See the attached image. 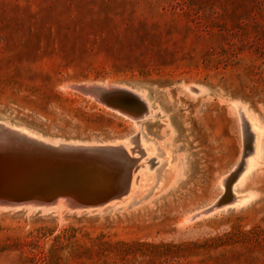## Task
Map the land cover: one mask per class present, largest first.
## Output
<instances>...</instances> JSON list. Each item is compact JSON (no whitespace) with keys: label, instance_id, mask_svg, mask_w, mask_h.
Returning a JSON list of instances; mask_svg holds the SVG:
<instances>
[{"label":"rangeland","instance_id":"obj_1","mask_svg":"<svg viewBox=\"0 0 264 264\" xmlns=\"http://www.w3.org/2000/svg\"><path fill=\"white\" fill-rule=\"evenodd\" d=\"M82 84L144 93L151 118ZM233 102L264 124V0H0L1 122L50 145L130 138L119 154L141 163L142 134L157 156L128 206L0 212V264H264V165L239 189L249 206L197 217L231 199L251 148Z\"/></svg>","mask_w":264,"mask_h":264},{"label":"water","instance_id":"obj_2","mask_svg":"<svg viewBox=\"0 0 264 264\" xmlns=\"http://www.w3.org/2000/svg\"><path fill=\"white\" fill-rule=\"evenodd\" d=\"M76 90L138 117L147 109L137 95L121 88L81 86ZM119 150L114 142L52 146L0 125V204L25 207L35 200L39 207H46L64 199L73 210H97L121 201L128 196L129 184L123 179V187L116 186L112 170L122 163L121 168L129 172L138 159L122 157Z\"/></svg>","mask_w":264,"mask_h":264},{"label":"bare ground","instance_id":"obj_3","mask_svg":"<svg viewBox=\"0 0 264 264\" xmlns=\"http://www.w3.org/2000/svg\"><path fill=\"white\" fill-rule=\"evenodd\" d=\"M74 86H76V85H73V87ZM82 86L92 87V86H97V85H93V84L84 85V84H82ZM69 87H70V85H69ZM97 87H103L105 89L114 88V87H110L109 84L97 86ZM120 87H122V86H120ZM126 87H123V88L127 89ZM76 88H78V87H75V89ZM194 90L191 88H186V91L194 97L199 96L202 89L200 90V88L198 87V89L196 88ZM134 91H136V90H134ZM80 93H82V92H80ZM134 94L137 95V97L143 103H145L147 106L146 112L143 114V116L138 117V116L134 115L135 120H141V119L143 120L144 118L146 119V117H150L152 114L150 112L151 106H149L150 103L148 104L149 101L148 102L146 101L144 93L136 91V92H134ZM94 100H95V98H94ZM246 107L247 106H244V105H242L240 103H236V102L235 103L233 102L230 106V109L237 113L236 115L239 116L242 124L246 125L250 129V131L253 133V135H252L253 138L251 141V148H250L249 152L245 153V155L243 156V158L241 160V167L239 169V172L237 174V177H236L233 185L231 186V189H230L231 199L228 200V198H227V202L221 203L219 205H217V203H218L217 201L212 202L209 205V208H206L203 211L201 210V212L198 213L197 217L199 219L205 218V217H210L214 213L225 212L229 209H243V208L249 206L254 201V199L256 197L253 192H242L239 190L240 188L245 186L246 183L251 179V177L264 165V124L262 122H260V120L256 118L257 116L255 117ZM107 108L110 110H113L116 113H119V114L122 113L123 116L126 114L125 112H123L121 110H117V109L109 108V107H107ZM153 113H155V112H153ZM127 115L129 116V114H127ZM130 119H132V118H130ZM0 125H3L4 127H7L9 129L13 130L14 132L18 133L19 135L26 136L27 138H29L31 140L41 142V143H45V144H49L48 140H47V142H46V140L44 142L43 141L44 139L42 137H40L37 133H35V132H33L27 128L10 126V125L5 124L4 122H1V121H0ZM137 135H139V134H137ZM137 135H136V138H137ZM245 136H246V133H245ZM81 144L89 145V143H75V142L63 143V144L62 143L61 144H58V143L54 144V142H53V144L51 143L52 146L81 145ZM91 145H95V144H91ZM115 145L116 146L121 145V146L125 147V149H126L125 151H127L128 154L133 152L131 149L132 144H131L130 138H127V139L125 138V140L117 141L115 143ZM137 148H138L139 152H141L143 154L144 158L146 157L147 159H153V160L157 161L156 149L154 148L153 144L147 142L144 139L142 134H140V137H138V143H137L136 149ZM124 152H120L119 155L122 157H127L126 153H124ZM134 153H136V152H134ZM147 159L143 163L138 161V163L140 162L141 164L137 165L138 164L137 163L133 167V169H131L129 172H126L124 169L121 168V166L124 167V165L122 163H120V164L118 163L119 167L116 166V168H114L112 170L115 173L113 180H114V183L116 186H120L119 188H122L123 184H124L123 179L127 180L128 184H129L128 195L130 194V196L126 197L128 199H123L121 201L114 202V203L109 204L107 206H114V208H119L122 205L128 206L129 204H132L134 202V200L135 201L137 200L136 197L141 192L145 191V189L148 187L149 182H150L148 180L153 179V173H154L153 172V170H154L153 166L151 167L149 165L150 162L148 163ZM158 163H159V161H158ZM238 165H240V164H238ZM236 167H237V165H236ZM121 173L123 174V176ZM103 174H107V172L105 171V173H103ZM108 178H105L104 180L106 181V185L109 186V181L107 182V179L111 180V178L110 177H108ZM113 180H112V182H113ZM120 182H122V184ZM223 184H226V182L223 183V180H221L219 183V187H220L222 192H224L226 190V188H224ZM65 202H66V200L63 199V200L58 201V203L55 206H46V207H39L40 205H36L37 202L35 200H33L32 206H25V207L19 206V205H13V204L8 205V206H4V205L0 204V212H5V211H7V209H15L13 211L25 209L26 211H28V213L38 211V210H42V213H55L56 212L55 215L62 216L64 213V210L66 209L65 207L69 208V206H68L69 204L67 205ZM30 203H32V202H30ZM107 206H105V207H107ZM105 207H103V208H105ZM103 208H99L97 210H94L91 208H87V210H73V209L69 208L70 209L69 211L72 210L71 212L76 211L77 213H81L79 211L98 213Z\"/></svg>","mask_w":264,"mask_h":264}]
</instances>
